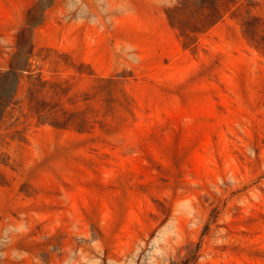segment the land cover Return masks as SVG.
I'll list each match as a JSON object with an SVG mask.
<instances>
[{
  "label": "rangeland",
  "instance_id": "374dc122",
  "mask_svg": "<svg viewBox=\"0 0 264 264\" xmlns=\"http://www.w3.org/2000/svg\"><path fill=\"white\" fill-rule=\"evenodd\" d=\"M186 45L177 0H0V264H264V0Z\"/></svg>",
  "mask_w": 264,
  "mask_h": 264
},
{
  "label": "trees",
  "instance_id": "16d2710c",
  "mask_svg": "<svg viewBox=\"0 0 264 264\" xmlns=\"http://www.w3.org/2000/svg\"><path fill=\"white\" fill-rule=\"evenodd\" d=\"M168 19L186 45H193L200 35L214 28L229 10V0H177Z\"/></svg>",
  "mask_w": 264,
  "mask_h": 264
}]
</instances>
